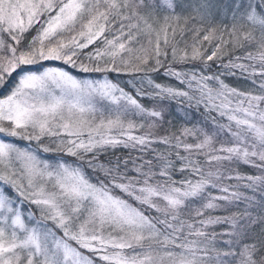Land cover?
I'll list each match as a JSON object with an SVG mask.
<instances>
[{
	"label": "trees",
	"instance_id": "16d2710c",
	"mask_svg": "<svg viewBox=\"0 0 264 264\" xmlns=\"http://www.w3.org/2000/svg\"><path fill=\"white\" fill-rule=\"evenodd\" d=\"M53 15L25 32L0 28V101L23 76L50 68L79 80L105 78L143 113L135 127L147 139L81 150L63 135L0 122V140L77 167L141 214L151 228L125 250L131 261L264 264V0H114L97 39L74 46L66 64L40 54L64 46L85 13L41 39ZM13 57L32 63L8 72ZM134 187L187 198L177 210L160 202L154 210L133 197ZM70 219L68 230L85 217Z\"/></svg>",
	"mask_w": 264,
	"mask_h": 264
},
{
	"label": "rangeland",
	"instance_id": "374dc122",
	"mask_svg": "<svg viewBox=\"0 0 264 264\" xmlns=\"http://www.w3.org/2000/svg\"><path fill=\"white\" fill-rule=\"evenodd\" d=\"M113 1L0 0V28L25 32L54 12L40 34L48 39L85 13L86 22L64 46L40 54L41 61L66 64L74 46H88L100 35ZM30 63L13 57L8 72ZM141 114L134 101L107 79L79 80L53 68L23 76L0 101V122L63 135L81 150L141 144L147 139L135 127ZM207 144L206 139L200 145ZM131 192L154 210L155 202L177 210L187 198L184 192L164 188L134 187ZM72 215L85 219L68 230ZM150 228L133 207L89 183L77 167L41 160L0 140V264H147L148 260L136 263L126 258L125 250L149 235Z\"/></svg>",
	"mask_w": 264,
	"mask_h": 264
}]
</instances>
